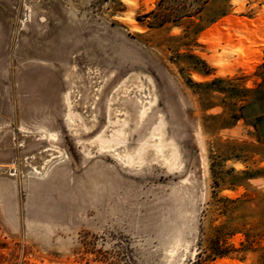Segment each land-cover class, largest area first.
<instances>
[{"label":"rangeland","instance_id":"obj_1","mask_svg":"<svg viewBox=\"0 0 264 264\" xmlns=\"http://www.w3.org/2000/svg\"><path fill=\"white\" fill-rule=\"evenodd\" d=\"M0 264H264V0H0Z\"/></svg>","mask_w":264,"mask_h":264},{"label":"trees","instance_id":"obj_2","mask_svg":"<svg viewBox=\"0 0 264 264\" xmlns=\"http://www.w3.org/2000/svg\"><path fill=\"white\" fill-rule=\"evenodd\" d=\"M152 14L158 16V13L155 14V13L153 12ZM162 16H163V15L159 14V17H158V18H161V19H160L159 23H156L158 26H162V25H164V24L170 22V21L167 20V17H166L165 15H164L163 17H162ZM148 17H149V16H148Z\"/></svg>","mask_w":264,"mask_h":264},{"label":"bare ground","instance_id":"obj_3","mask_svg":"<svg viewBox=\"0 0 264 264\" xmlns=\"http://www.w3.org/2000/svg\"><path fill=\"white\" fill-rule=\"evenodd\" d=\"M221 71H222V70H221ZM158 126H159V125H158ZM155 130H156V129H155ZM105 142H106V141L104 140L103 143H105ZM203 145H204V144H203ZM203 145H202V146H203ZM141 147H142V146H141ZM141 149H142V148H141Z\"/></svg>","mask_w":264,"mask_h":264}]
</instances>
